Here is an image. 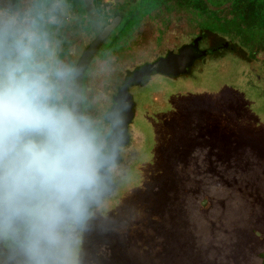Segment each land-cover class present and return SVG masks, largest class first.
<instances>
[{"label": "rangeland", "instance_id": "rangeland-1", "mask_svg": "<svg viewBox=\"0 0 264 264\" xmlns=\"http://www.w3.org/2000/svg\"><path fill=\"white\" fill-rule=\"evenodd\" d=\"M165 1H124L120 26L99 49L94 102L102 99L111 71L131 70L188 43V33L197 30L193 23L247 53L264 45L262 28L241 26L237 34L239 11L227 16L207 11L208 4L199 0H169L163 6ZM161 6L169 13H151ZM114 50L118 54L106 56ZM16 59L0 58V68ZM202 64L189 79L156 76L144 89L131 91L144 152L156 133L159 142L137 164L136 176L121 179L125 186L136 178L129 186L136 192L118 195L130 197V208L119 218L120 200L103 205L100 264H264V53L251 64L228 54L209 56ZM147 115L152 122H146ZM97 233L88 231L92 239ZM75 240L62 264H77L86 251V241ZM114 240L120 242L116 248ZM86 262L96 264L94 253Z\"/></svg>", "mask_w": 264, "mask_h": 264}, {"label": "flooded vegetation", "instance_id": "flooded-vegetation-1", "mask_svg": "<svg viewBox=\"0 0 264 264\" xmlns=\"http://www.w3.org/2000/svg\"><path fill=\"white\" fill-rule=\"evenodd\" d=\"M124 1L0 0V58L7 61L12 57L16 59V45L21 38L26 44L30 43L34 64L39 66L41 72L47 73L52 88L50 103L65 112L63 130L66 136L64 123L71 112L77 64L104 28L117 17L120 21L115 29L120 26ZM170 1L163 2V6L164 3H171ZM221 1L218 6H214L199 0L202 5L208 4L205 6L207 11L211 9L216 12L218 9L220 14L227 16L232 14L234 6L243 4L246 0ZM163 6L153 8L151 13L165 11ZM168 11L166 8L165 12L169 13ZM193 24L197 30L188 33L192 35L188 43L145 64L153 63L169 52L177 53L181 47L197 40L199 50L206 52V55L193 62L188 75L179 77L189 79L196 66H199V71L202 70V63L209 56L219 59L227 54L234 55L235 47L230 40L209 29L200 28L197 22ZM114 30L98 46L83 72L81 116L78 129L70 136L87 131L92 140L93 151L79 178L61 192L53 186L46 171L36 172L22 164L10 163L19 145L27 140L40 138L39 133L32 129H24L16 134L14 143L8 144L6 151L0 153V264H62L61 260H66L76 244L75 239H83L87 245L84 254L80 253L77 264H88L86 261L93 258V253L94 261L100 264V213L105 212L104 203L109 199L120 200L121 209L116 215L119 218L122 216L121 212L130 208L133 203L129 196L119 199L118 195L122 191V194H125V190L129 193L136 192L129 187L136 178L125 186L120 185L121 179L136 176L137 164L143 162L145 155L152 154V149L157 150L160 135L154 133V144L150 143L148 152H144V134L134 126L137 106L131 91L144 89L159 75L151 76L138 84L134 82L128 85V93L133 102V117L127 126V140H118V143L123 141V145L119 144L115 153H111L110 113L115 98L134 71L142 66H135L131 70L119 68L111 71L103 83L102 99L94 102L91 91L94 89L92 75L99 72V49L101 51L102 44ZM206 31L213 35L207 38ZM135 32L137 31L134 30L131 34ZM118 50L119 53L122 52V48ZM111 52L106 56L118 54L115 50ZM149 115L145 117L146 122L152 120ZM94 198L98 200L92 205ZM124 199H127L126 202ZM136 200L137 198L134 201ZM92 228L98 231L94 239L88 235ZM119 243L114 240L112 247H118ZM91 249L95 252H89Z\"/></svg>", "mask_w": 264, "mask_h": 264}, {"label": "clouds", "instance_id": "clouds-1", "mask_svg": "<svg viewBox=\"0 0 264 264\" xmlns=\"http://www.w3.org/2000/svg\"><path fill=\"white\" fill-rule=\"evenodd\" d=\"M17 59L0 68V153L14 143L24 129L39 133L18 146L12 165L46 171L55 188L63 192L77 180L93 151L87 131L66 136L65 112L50 103L52 88L47 73L33 62V50L21 38L16 45Z\"/></svg>", "mask_w": 264, "mask_h": 264}, {"label": "water", "instance_id": "water-1", "mask_svg": "<svg viewBox=\"0 0 264 264\" xmlns=\"http://www.w3.org/2000/svg\"><path fill=\"white\" fill-rule=\"evenodd\" d=\"M120 18H115L110 23L96 40L88 47L84 55L81 57L77 64L75 73V88L74 98L71 105V112L65 120V131L67 136L72 135L78 129V123L81 116L80 102H81V81L83 72L87 67L92 55L96 52L98 46L104 41V39L115 29ZM206 55V52L200 51L198 48V41L190 45H185L180 48L177 53L169 52L164 57H160L153 63L144 64L138 67L132 77L124 84L120 89L118 95L115 98L113 108L110 113V122L112 124L111 134L109 136V143L111 153H115L117 146L123 145V141L118 143V140H127V126L131 122L133 117L132 111V98L128 93V85L136 82H144L151 76L159 75L169 79H177L183 75L190 73V68L196 59H201ZM98 199H93L92 205L97 202ZM90 208H92L90 206Z\"/></svg>", "mask_w": 264, "mask_h": 264}, {"label": "trees", "instance_id": "trees-1", "mask_svg": "<svg viewBox=\"0 0 264 264\" xmlns=\"http://www.w3.org/2000/svg\"><path fill=\"white\" fill-rule=\"evenodd\" d=\"M233 11L236 13L239 11V14L242 15V18H241L242 20L239 24L240 26L239 30L236 31L237 34L241 33V26H245L247 29H253V27H258V29L259 28L264 29V0H246L245 2H243V4L240 3L234 6ZM211 32L210 31L205 32L207 38L209 35L212 34ZM211 42L212 40L210 39V43ZM218 43L219 42H217V44ZM232 46L235 47V51H233L234 55H237V57H240L241 59L247 61L250 64L254 62L256 57L261 52L264 53V45L258 46V48H255L253 51L249 53H247L242 48L238 47V45H236L233 42H232ZM217 55L219 56L218 53Z\"/></svg>", "mask_w": 264, "mask_h": 264}]
</instances>
